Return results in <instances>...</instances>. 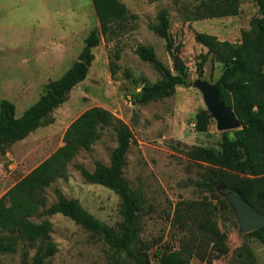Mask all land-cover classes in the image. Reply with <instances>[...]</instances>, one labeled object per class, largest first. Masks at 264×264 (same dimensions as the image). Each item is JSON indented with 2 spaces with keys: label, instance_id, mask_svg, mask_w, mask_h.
<instances>
[{
  "label": "rangeland",
  "instance_id": "1",
  "mask_svg": "<svg viewBox=\"0 0 264 264\" xmlns=\"http://www.w3.org/2000/svg\"><path fill=\"white\" fill-rule=\"evenodd\" d=\"M120 1L134 17L128 19L124 31L106 38L100 35V43L92 48L93 60L86 77L53 111V123L38 127L0 151V197L63 145L65 130L75 118L91 106H100L125 122L132 132L123 176L132 189L139 188L143 193L139 247L151 245L146 250L150 264H159L154 255L157 249L176 250L183 241L198 236L181 228L177 211L185 213L186 209L193 213L204 202L217 206L215 220L227 234L230 251L211 261L193 256L188 264H227L232 251L245 241L254 251L256 264H264V244L252 236L246 238L241 232L227 190L218 187L209 191L200 186L206 163L187 155L194 146L219 149L222 137L214 118L206 131L195 128L196 113L207 109L196 82L205 80L214 84L223 70L220 63L213 61L207 47L195 41V33L204 31L220 40L238 42L241 31L249 28L252 17L258 16L256 0H240V11L235 16L203 20H189L191 11L201 0ZM162 8L168 11L173 46H178L173 52L166 49L165 39L150 28ZM94 29L99 30V21L92 0H0V101L4 98L12 101L16 116H21L50 80L59 78L79 59L84 39ZM138 45L152 46L157 58L173 73L184 67L188 85L176 86L169 97L136 103L135 97L142 88L139 84H153L161 78L151 63L136 54ZM203 59L199 70L198 64ZM110 60H116L118 65L114 76L109 69ZM177 60L181 65L175 68ZM101 132L89 149L80 150L68 163L67 178H59L46 188V204L42 209L56 202L54 189L58 188L67 198L77 199L94 217L117 230L122 221L121 198L106 186L86 182L75 167L80 164L92 171L97 161L110 164L117 144L116 134L112 127ZM222 198L228 208L221 207ZM30 219L51 222L50 240L55 243L56 252L46 264H115L109 245L71 218L56 213L34 215ZM187 226L195 228L190 220ZM24 250L29 251L30 261L36 246L26 247L21 243L15 252L0 254V264H22ZM127 257L133 256L123 250V260Z\"/></svg>",
  "mask_w": 264,
  "mask_h": 264
},
{
  "label": "trees",
  "instance_id": "2",
  "mask_svg": "<svg viewBox=\"0 0 264 264\" xmlns=\"http://www.w3.org/2000/svg\"><path fill=\"white\" fill-rule=\"evenodd\" d=\"M99 30H92L84 39V46L78 60L57 79L50 80L43 93L21 116H16L15 104L8 100L0 101V151L24 139L40 126L53 123V111L68 97L71 89L84 80L90 62L92 48L100 43V35L111 36L126 29L129 14L120 0H92ZM240 0H201L191 11L189 20H203L235 16L240 11ZM258 16L250 20L248 29L241 31L238 42L220 40L217 36L199 31L195 41L207 47L212 59L222 65V73L214 82L223 103L232 108L241 127L222 132L219 149L194 146L188 152L189 158L206 163L204 179L200 186L214 191L221 187L240 194L254 208L264 214V0H256ZM151 30L166 41L169 52L178 50L173 46L169 35L168 11L160 9ZM136 54L143 61L151 63L161 78L153 84L142 86L135 97L138 104L169 97L178 85H188V73L184 67L173 73L156 56L150 45H138ZM87 57L88 63L83 59ZM119 58V53H115ZM204 59L198 64L202 70ZM116 60L109 61L111 75L117 72ZM195 128L206 131L212 118L207 109L196 113ZM112 127L117 144L114 147L110 164L100 161L92 171L80 164L77 170L88 183L100 184L112 189L121 198L122 221L118 229L105 224L88 212L77 199L67 198L55 188L56 202L42 209L46 204L45 190L59 178H67L68 163L82 149H89L102 134V129ZM132 139L129 126L115 117L109 110L91 106L84 110L66 128L63 145L46 159L20 178L0 197V254L13 253L19 244L36 246V251L28 260V250L23 251L22 264H46L56 252V245L50 240L51 222L44 219L35 222L30 217L63 214L82 225L94 235L102 238L115 255V264H125L122 251H127L139 264H150L146 250L150 244L139 247V211L143 201L141 189H132L123 176L126 153ZM221 207L228 208L225 199H220ZM183 207L185 206V203ZM216 205L200 203L193 213L177 211L179 224L198 235L192 241H183L180 248L172 251L157 249L154 253L159 264H188L193 256L211 261L229 253L227 234L216 220ZM192 221L195 228L187 226ZM264 244V226L249 232ZM227 264H256L254 251L249 242L236 247Z\"/></svg>",
  "mask_w": 264,
  "mask_h": 264
},
{
  "label": "water",
  "instance_id": "3",
  "mask_svg": "<svg viewBox=\"0 0 264 264\" xmlns=\"http://www.w3.org/2000/svg\"><path fill=\"white\" fill-rule=\"evenodd\" d=\"M84 63H88L87 57L83 59ZM181 61L175 62V68L180 67ZM142 87V84H139ZM196 86L203 93L204 102L207 110L212 118L216 120L217 130L233 131L241 127L240 121L237 118L232 108L226 106L220 98L219 92L214 84L205 80H198ZM231 205L236 211L241 232L247 238L249 232L264 226V214L249 204L242 196L235 191L227 190ZM126 264H137L135 258L127 257Z\"/></svg>",
  "mask_w": 264,
  "mask_h": 264
}]
</instances>
